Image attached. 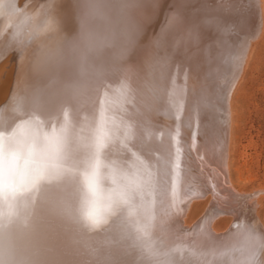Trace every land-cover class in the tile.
Returning <instances> with one entry per match:
<instances>
[{"label":"bare ground","instance_id":"1","mask_svg":"<svg viewBox=\"0 0 264 264\" xmlns=\"http://www.w3.org/2000/svg\"><path fill=\"white\" fill-rule=\"evenodd\" d=\"M188 2L0 0V264H264L258 223L186 221L207 192L213 217L236 209L232 111L215 122L198 74L228 31L218 1L198 56L161 65Z\"/></svg>","mask_w":264,"mask_h":264},{"label":"rangeland","instance_id":"2","mask_svg":"<svg viewBox=\"0 0 264 264\" xmlns=\"http://www.w3.org/2000/svg\"><path fill=\"white\" fill-rule=\"evenodd\" d=\"M209 1L211 0H189V6L186 8L183 17L184 19L188 18L185 20L183 19L184 24L188 26V28L184 27L183 43L178 44L176 40L172 41L171 36L168 39L166 38L164 44L165 56L163 55L161 61L163 67L170 68L175 73V71H179L193 58L198 56V52L201 48L200 45L204 44L208 38V36L206 37L207 33L204 27L211 18L208 16L204 8ZM214 1H218V5L220 4L219 6L222 9H226H223V23L226 25L224 27L227 28L228 31L222 34L224 37L223 41L225 42L222 41L217 52L218 56L216 55L214 64L211 67L213 69L212 76L209 77L208 68L203 64H200L198 67V74L199 79L208 83L207 97L211 100L209 101V104L211 108H213L212 111H214L215 116L219 118L218 112L220 113L221 110V112L225 110L228 112L232 111L233 123L229 134V157L231 156L230 176L233 185L229 183V186L233 188L227 192L228 194L226 195L231 197L233 196L232 193H234L235 198L233 199V197H231L234 201V206H232V208L235 207L236 209L233 208L231 211H221L213 217L211 215V201L213 200H211V195L213 194L207 192L208 194L206 193L200 197L192 199L187 208L186 221L192 223L197 221L196 219L200 220L211 217L213 225L217 230H220L221 232H229L237 225L238 226L234 230L240 228V224L243 221L250 219V221L252 220V225H254V223L257 225L258 223L259 228L264 230V1L243 0L244 3L238 1L237 4L233 5L232 9H230L229 5V3L232 2L231 0ZM196 2L199 4L201 3L199 5L200 7L197 6L198 3ZM242 14L244 16L243 18L241 16ZM186 15L188 16L186 17ZM227 24L229 25L227 26ZM235 25L236 27L234 28L233 26ZM242 28L243 31H241ZM235 35L236 37H233ZM237 35L239 37H237ZM230 40L232 43H230ZM174 42H176L177 45H175ZM182 51L183 53H181ZM240 52L244 55H240ZM220 107L222 108L221 110H219ZM218 120H220V118L216 119L215 122H219ZM223 125L225 128L224 130L226 131L227 127H229V121H225L224 119ZM213 137H216L217 141L220 140L217 135H213ZM223 148L226 149L227 146H223ZM227 180L229 181L228 175ZM236 206L239 208L237 209ZM248 222L249 221H247V225L251 226V222H249L250 224Z\"/></svg>","mask_w":264,"mask_h":264},{"label":"snow or ice","instance_id":"3","mask_svg":"<svg viewBox=\"0 0 264 264\" xmlns=\"http://www.w3.org/2000/svg\"><path fill=\"white\" fill-rule=\"evenodd\" d=\"M133 2H135V0H133ZM176 151H177V153H179V149H177ZM175 168L176 169H179L180 168L179 155H177V157H176Z\"/></svg>","mask_w":264,"mask_h":264}]
</instances>
